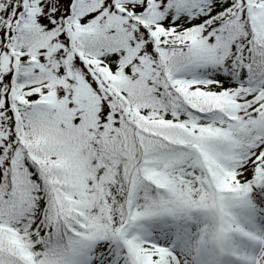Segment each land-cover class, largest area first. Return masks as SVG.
<instances>
[{
    "label": "snow or ice",
    "instance_id": "6c2138e0",
    "mask_svg": "<svg viewBox=\"0 0 264 264\" xmlns=\"http://www.w3.org/2000/svg\"><path fill=\"white\" fill-rule=\"evenodd\" d=\"M0 264H264V0H0Z\"/></svg>",
    "mask_w": 264,
    "mask_h": 264
}]
</instances>
